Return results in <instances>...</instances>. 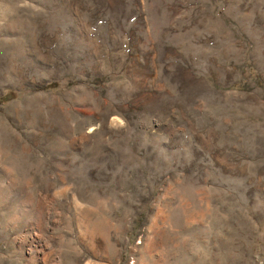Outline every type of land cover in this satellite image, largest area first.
<instances>
[{"label": "rangeland", "instance_id": "374dc122", "mask_svg": "<svg viewBox=\"0 0 264 264\" xmlns=\"http://www.w3.org/2000/svg\"><path fill=\"white\" fill-rule=\"evenodd\" d=\"M0 264H264V0H0Z\"/></svg>", "mask_w": 264, "mask_h": 264}]
</instances>
